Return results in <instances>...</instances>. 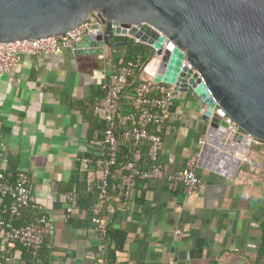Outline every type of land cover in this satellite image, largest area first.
<instances>
[{"label":"crops","instance_id":"obj_1","mask_svg":"<svg viewBox=\"0 0 264 264\" xmlns=\"http://www.w3.org/2000/svg\"><path fill=\"white\" fill-rule=\"evenodd\" d=\"M111 40L133 38L114 35ZM138 49L106 47L101 55H89L66 48L54 55H26L0 76V171L26 174L34 202L49 219L38 264H254L264 217V143L251 149L249 162L231 178L196 166L202 179L196 194L187 195L181 183L167 178L185 167L199 149L197 138L208 129L202 117L206 105L192 92L176 94L164 124L160 161L165 175L138 179L126 198L118 185L134 148L120 138V164L112 170L108 198L100 200L104 153L94 141L102 139L104 123L93 107L102 102L116 67L137 56ZM131 93L129 87L123 113ZM140 148L144 160L146 145ZM70 192L74 199L67 212ZM6 203L0 199L2 217H7ZM94 203L102 207L108 230L125 234L121 249L108 259L97 254V246L108 242L91 227ZM35 216L30 205L22 220L31 223ZM110 244L114 248L116 238ZM5 246L0 236V264H30L19 244L10 246V260H5Z\"/></svg>","mask_w":264,"mask_h":264},{"label":"water","instance_id":"obj_2","mask_svg":"<svg viewBox=\"0 0 264 264\" xmlns=\"http://www.w3.org/2000/svg\"><path fill=\"white\" fill-rule=\"evenodd\" d=\"M89 15L102 26L73 41L74 53L150 45L162 57L155 81L196 95L206 122L221 106L264 142V0H0V41L58 35ZM185 58L195 71L181 66Z\"/></svg>","mask_w":264,"mask_h":264},{"label":"built area","instance_id":"obj_3","mask_svg":"<svg viewBox=\"0 0 264 264\" xmlns=\"http://www.w3.org/2000/svg\"><path fill=\"white\" fill-rule=\"evenodd\" d=\"M94 25L101 27V20L98 16L89 15L74 28L58 35L0 41V76L8 73L23 56L54 55L71 48L73 41L85 34L91 35ZM158 33L162 35L160 31ZM168 42L165 39L164 48L168 46ZM135 44L142 46L143 50L116 67L106 85L102 102L93 107L94 114L104 123L102 139L94 141L104 153L103 168L97 184L100 200L108 198L112 170L120 164V138L128 140L134 148L133 158L122 164L125 173L118 185L126 198L130 197L138 179L157 180L165 175L160 161L161 134L178 92L174 90V85L154 80L162 57L150 45L141 42ZM146 54L148 59H145ZM183 65L195 71L186 58L181 62V66ZM129 87L132 88V93L127 110L123 113L122 99ZM213 120L215 124H212ZM121 122L123 129L119 132ZM208 124L207 131L197 138L199 149L189 158L185 167L167 176L170 181L181 183L187 195L196 194L202 187V179L196 172V166H203L209 171L231 178L242 164L249 162L251 149L264 143L242 130L221 106L215 107ZM142 144L146 145L144 160L140 148ZM82 161L89 162L86 158H82ZM0 199H7V217L0 216V236L6 241L3 249L5 260H10V246L19 244L30 252L31 263L37 264L40 249L49 232V219L42 211V206L34 202L29 177L22 172L0 171ZM73 199V193L65 195L67 212L72 210ZM30 205L36 211L34 220L15 226L14 221ZM90 223L94 232L102 239L108 224L98 203L90 207ZM105 253L106 247L100 243L97 254L103 257Z\"/></svg>","mask_w":264,"mask_h":264},{"label":"trees","instance_id":"obj_4","mask_svg":"<svg viewBox=\"0 0 264 264\" xmlns=\"http://www.w3.org/2000/svg\"><path fill=\"white\" fill-rule=\"evenodd\" d=\"M132 47L139 48L138 51L143 50V47L139 46L137 44H132V45L126 46V48H132ZM109 185H110V183H109ZM108 195H109V189H108ZM24 212H25V210L23 211L22 216L19 219L15 220L16 226H20V225L30 223V222H23L22 217H23ZM0 216H3L1 211H0ZM108 229L109 228L107 227L106 231L103 233V236H102V239H105L108 242L107 244H104L106 247V253H105L106 259L111 257V255H114L116 250L121 249L123 241L125 240V234L123 232L119 233L118 235L117 234L113 235L112 231H109ZM259 231H260V235L258 237V244H257L255 263L254 264H262V261L264 260V217L259 223ZM113 238H116V246L114 248L110 244L111 239H113ZM41 249L39 252V259H41L40 258L41 257ZM26 251L28 252V261L30 262V264H36V263H31L30 260L32 259V257L30 255V252L28 250H26ZM40 261L41 260H39V262Z\"/></svg>","mask_w":264,"mask_h":264},{"label":"rangeland","instance_id":"obj_5","mask_svg":"<svg viewBox=\"0 0 264 264\" xmlns=\"http://www.w3.org/2000/svg\"><path fill=\"white\" fill-rule=\"evenodd\" d=\"M262 264H264V260L262 261Z\"/></svg>","mask_w":264,"mask_h":264}]
</instances>
